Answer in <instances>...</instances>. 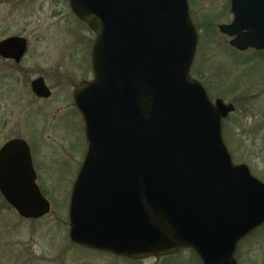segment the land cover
<instances>
[{"label":"water","instance_id":"1","mask_svg":"<svg viewBox=\"0 0 264 264\" xmlns=\"http://www.w3.org/2000/svg\"><path fill=\"white\" fill-rule=\"evenodd\" d=\"M71 7L96 37L94 79L73 95L88 148L70 198V240L132 260L192 249L202 264H237L239 242L264 224V184L233 163L223 140L233 105L212 102L191 75L199 33L189 1L71 0ZM248 23L239 17L219 30L233 37ZM259 32L239 33L230 45L264 49ZM26 46L9 38L0 54L19 61ZM31 87L51 97L43 78ZM0 194L25 220L52 211L22 139L0 150Z\"/></svg>","mask_w":264,"mask_h":264},{"label":"rangeland","instance_id":"2","mask_svg":"<svg viewBox=\"0 0 264 264\" xmlns=\"http://www.w3.org/2000/svg\"><path fill=\"white\" fill-rule=\"evenodd\" d=\"M28 1L31 2L29 15H33L32 23L28 22L31 23L28 35L37 51L34 48L31 59L26 62V70L32 78L41 72L39 70L46 71L53 96L46 101H35L28 88L27 79L19 82L15 80L16 78L13 80L0 78V147L17 135L25 136L28 141L30 138L33 142L36 141L35 135L44 139L46 147L43 154L46 168L38 185L51 202L52 212L43 219L35 220L37 222L22 220L0 197V264H202L189 249L179 251L169 260L165 257H151L132 261L88 250L71 242L70 198L87 152L83 120L73 106L72 94L74 87L84 76L93 79L92 72L85 71V68L88 69L92 62L94 35L85 23L68 21L66 11L62 20H54L52 18L54 11L61 10V7L55 6L53 0H35V3H32L33 0ZM188 1L193 21L202 24L193 64L195 74L200 76L204 69L210 78L216 77L221 64L230 67L227 65L230 62V50L227 40L218 33L217 28L213 31L203 23L213 16L216 24L229 23L230 16L221 15L229 0ZM40 2L42 7H39ZM18 4L21 5L22 1L11 0L5 4V0H0V25L1 19L8 11L10 13L18 11L13 9L18 8ZM25 19L29 18L17 20L22 23ZM70 28L77 32L75 39L74 32L68 31ZM63 39L65 42L61 41ZM70 45L73 47L72 51H75V59L80 58L78 63H75L79 66L70 65V69L61 70L65 74L60 76L58 72H61L52 67L65 63L57 53L61 51V47L66 49ZM44 49L52 51L41 57L42 55L37 52L40 50L44 53L46 52ZM193 77L196 78L194 74ZM202 78L206 79L203 76ZM62 80L64 81L61 82ZM207 81L211 89L210 97L215 102L217 98L215 82L209 79ZM232 118L234 116L223 122V138L230 153L237 142ZM4 122L8 125H4ZM40 131L43 134H40ZM244 148L249 147L244 146L242 149ZM249 149L252 153L253 148ZM236 259L238 264H264V228L239 243Z\"/></svg>","mask_w":264,"mask_h":264},{"label":"flooded vegetation","instance_id":"3","mask_svg":"<svg viewBox=\"0 0 264 264\" xmlns=\"http://www.w3.org/2000/svg\"><path fill=\"white\" fill-rule=\"evenodd\" d=\"M13 1H19V0H13ZM22 4H18V8H13L14 11L17 12H11L8 11L6 15L3 16L1 19L2 25H0V43L3 41L9 39V38H21L25 39L27 46L24 50V53L21 55L19 61H17L15 58H5L0 54V78L3 80H17L21 82L23 79L28 80V88L34 98V100L38 101H46L51 99L53 96V90L48 84V75L46 74V71L39 70L41 72L37 73L35 78H32V75L29 74L26 70L27 65L26 62L31 59V53L37 51V47L32 46L31 38L28 35L29 31L28 28L30 27L32 20L31 16L29 15L31 10V2L28 0H21ZM55 6H60L61 10L54 11L52 18L54 20H62L64 17V12L66 11L68 18V21H81L73 12L71 7V0H53ZM231 1H228L227 6L222 10L221 15L224 17L226 15L230 16V22L229 23H221V24H230L234 21H236L237 18H241L244 22H249L247 28H243L240 32L235 34L233 37L226 36L221 33L219 30V26L221 24H217V31L218 33L223 36L228 43V50H230V62H228L227 65H230L229 68L227 66H224V63L219 66V72L217 71L216 77L210 78L208 72H205L204 69L202 70V73L200 74V78L205 77L206 79L200 80L204 88L206 89L209 98L210 97V85L208 84V79L212 82H215V92H217V98L216 100H222L227 105H233L234 111L230 113L224 120L231 119L232 116H234L232 121V126L234 128V132L237 135V142L235 143V148L231 152V157L235 165L237 166H246L252 177L259 180L261 183L264 184V49H256L253 47H249L244 50L237 49L235 47H232L230 45V41L233 39H236L240 34L239 33H249L258 27L260 30V34L264 35L263 31V24H259V22H264V0H235L237 2L235 12H232V5ZM11 2V0H5V4ZM36 1L33 0L32 3H35ZM39 7H42V4L40 2ZM10 10L12 11V7H10ZM18 13V14H15ZM15 14V15H14ZM29 15V16H28ZM29 18L22 20V23L17 20L18 18ZM31 22V23H28ZM83 22V21H81ZM84 23V22H83ZM256 23V24H255ZM85 25L88 27V25L85 23ZM256 25V26H255ZM89 28V27H88ZM90 29V28H89ZM68 30V29H67ZM68 31L74 32L73 28H70ZM91 31V29H90ZM94 35L95 40V33L91 31ZM73 33V37L75 39L76 33ZM62 37V36H61ZM62 42H65V39L61 40ZM74 41V40H73ZM94 44V42H93ZM93 48V45H92ZM57 49V48H56ZM60 52L57 53V55L60 56L64 60V64H57L52 67V69H55L60 71L58 72V75H64L65 73L61 70H68L70 69V65L72 66H79L78 63L80 58L75 59V51L73 50V47L70 45L66 49L60 48ZM44 53H42L40 50L37 52L39 55H42L41 57L45 56L46 54H49L48 52H51L52 50H45ZM56 57V55H55ZM75 59V60H74ZM46 61V59H45ZM91 61H92V52H91ZM227 62V61H226ZM83 63V62H82ZM231 63V64H230ZM42 64V63H41ZM82 67H84L82 65ZM85 68V67H84ZM85 71H91L93 78H94V71H93V65L92 62L89 64V68H85ZM23 77V78H22ZM39 78H43L45 81L46 86L51 91V97L44 99L40 98L37 95L34 94L32 90V83L34 80H37ZM93 79H90L86 76L83 77L82 80H80L76 86L74 87V90L76 87L83 81H92ZM62 80L61 82H63ZM74 90H73V106L76 108L78 113L80 114L82 120L83 117L79 110L76 107V104L74 102ZM212 100V99H211ZM215 100V101H216ZM213 101V100H212ZM223 120V122H224ZM4 125H8V123L4 122ZM84 124V120H83ZM224 123H222V129H223ZM85 129V124H84ZM42 133L41 131L39 132ZM38 133V134H39ZM43 134V133H42ZM39 136V135H38ZM36 137V141H32L29 138V141L25 138L23 135H17L16 137H13L11 139H8L4 144L0 147V150L2 147L7 144L9 141L14 139H22L27 142L31 156L33 161V167L36 173V182L39 183L43 171L45 172V163H44V148L45 142L44 139H41L42 137ZM28 138V137H27ZM236 141V140H235ZM87 145V141H86ZM246 146L252 149L249 151V148H241ZM88 147V146H87ZM1 195V194H0ZM261 228H264V224L260 226L258 229L255 230V232ZM254 232V233H255ZM159 258V257H154ZM162 258V257H160Z\"/></svg>","mask_w":264,"mask_h":264},{"label":"trees","instance_id":"4","mask_svg":"<svg viewBox=\"0 0 264 264\" xmlns=\"http://www.w3.org/2000/svg\"><path fill=\"white\" fill-rule=\"evenodd\" d=\"M208 14V13H207ZM205 16V15H204ZM216 19L214 18V16L212 17V18H210V19H208L207 21L206 20H204V23H203V25L204 26H206L207 28H209V29H212L213 31H215L216 30V27H217V24H216ZM196 24V26H197V29H198V32L200 31V28H201V25L200 24H197V23H195ZM191 74L193 75H195L196 76V78L198 79V80H200V76H197L196 74H195V71H194V67H192V70H191ZM0 197L1 198H3L1 195H0ZM8 208L9 209H11V210H13L9 205H8ZM22 220H24V219H22ZM33 222H37V221H33ZM260 230V229H259ZM189 250H191V249H189ZM191 252H192V255L201 263V261H200V259L198 258V256L196 255V253L193 251V250H191ZM172 257L170 256V257H165V259L166 260H169V259H171ZM127 260H129V259H127Z\"/></svg>","mask_w":264,"mask_h":264}]
</instances>
